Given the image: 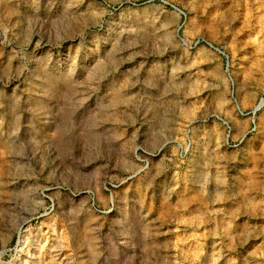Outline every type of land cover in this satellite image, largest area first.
Wrapping results in <instances>:
<instances>
[{
    "label": "rangeland",
    "instance_id": "374dc122",
    "mask_svg": "<svg viewBox=\"0 0 264 264\" xmlns=\"http://www.w3.org/2000/svg\"><path fill=\"white\" fill-rule=\"evenodd\" d=\"M0 264H264V0H0Z\"/></svg>",
    "mask_w": 264,
    "mask_h": 264
},
{
    "label": "bare ground",
    "instance_id": "6f19581e",
    "mask_svg": "<svg viewBox=\"0 0 264 264\" xmlns=\"http://www.w3.org/2000/svg\"><path fill=\"white\" fill-rule=\"evenodd\" d=\"M38 111V109H36V112ZM14 122V121H13Z\"/></svg>",
    "mask_w": 264,
    "mask_h": 264
}]
</instances>
